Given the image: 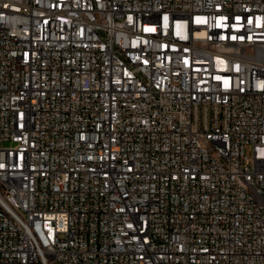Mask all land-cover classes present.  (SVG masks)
<instances>
[{
	"label": "built area",
	"instance_id": "built-area-1",
	"mask_svg": "<svg viewBox=\"0 0 264 264\" xmlns=\"http://www.w3.org/2000/svg\"><path fill=\"white\" fill-rule=\"evenodd\" d=\"M0 264H264V0H0Z\"/></svg>",
	"mask_w": 264,
	"mask_h": 264
},
{
	"label": "rangeland",
	"instance_id": "rangeland-1",
	"mask_svg": "<svg viewBox=\"0 0 264 264\" xmlns=\"http://www.w3.org/2000/svg\"><path fill=\"white\" fill-rule=\"evenodd\" d=\"M5 146H9V144H5Z\"/></svg>",
	"mask_w": 264,
	"mask_h": 264
}]
</instances>
